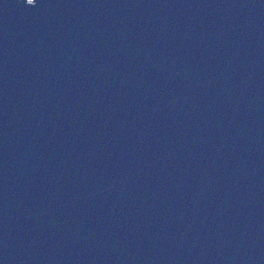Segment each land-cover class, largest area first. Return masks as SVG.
Returning <instances> with one entry per match:
<instances>
[{
	"label": "water",
	"instance_id": "1",
	"mask_svg": "<svg viewBox=\"0 0 264 264\" xmlns=\"http://www.w3.org/2000/svg\"><path fill=\"white\" fill-rule=\"evenodd\" d=\"M0 264H264V0H0Z\"/></svg>",
	"mask_w": 264,
	"mask_h": 264
}]
</instances>
